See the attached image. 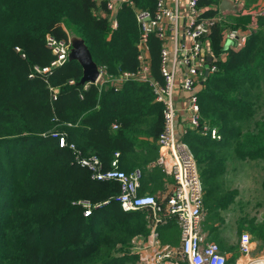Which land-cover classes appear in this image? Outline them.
I'll return each mask as SVG.
<instances>
[{"label": "trees", "instance_id": "16d2710c", "mask_svg": "<svg viewBox=\"0 0 264 264\" xmlns=\"http://www.w3.org/2000/svg\"><path fill=\"white\" fill-rule=\"evenodd\" d=\"M131 1L139 9L156 4ZM221 1L200 0L199 6L210 16ZM134 7L124 4L118 28L111 30L105 0H0V264H137L133 239L150 233L146 212L125 211L116 199L120 184L94 179L76 157L95 155L110 169L119 152L120 169L141 171V194L165 190L169 175L150 166L158 156L162 104L146 82L79 84L77 61L34 72L55 57L47 46L50 34L84 39L108 75L135 71L140 27ZM251 20L250 14H228L226 22L210 27L216 68L205 76L198 99L201 125L217 128L220 138L199 128L185 136L199 164L207 215L233 203V190L221 181L228 161L257 160L264 168V15L241 49L221 42L224 28L245 30ZM150 50L152 74L160 78L154 36ZM51 88L59 89L56 98ZM56 131L66 134V146L51 136ZM242 229L264 239V223L251 220ZM167 237L178 241L174 230Z\"/></svg>", "mask_w": 264, "mask_h": 264}, {"label": "built area", "instance_id": "2783aa9c", "mask_svg": "<svg viewBox=\"0 0 264 264\" xmlns=\"http://www.w3.org/2000/svg\"><path fill=\"white\" fill-rule=\"evenodd\" d=\"M242 3L241 11H222L220 7L210 8L215 14L206 16L199 6L200 0H156L154 10L134 7L131 0H105L103 14L108 17L111 30L118 28V10L124 4L134 7L136 20L140 27L137 42V68L135 71H122L119 77L108 75L103 67H99V75L90 84L110 82L120 87L123 82L136 80L146 82L152 88L154 99L163 106V129L157 144L159 154L156 164L173 178V187L164 199L139 192V171L127 173L119 168L120 153L115 152L111 168L104 169L101 160L93 155L81 157L76 161L82 167L92 171V177L99 181H116L120 184V193L116 199L125 211L143 210L146 212L150 229L154 237L160 225L174 220L180 228V244L167 246L155 251L152 256H142L138 264H228V257L219 244L210 241L203 231L205 218L204 183L199 164L185 136L190 130L201 129L202 134H209L219 139L217 128L206 123L201 125V110L198 94L205 79V72L214 71V60L210 48V27L216 22H226L228 14H250L252 20L248 28H224L222 44L227 48L239 50L247 43L252 28H256L259 16L264 15V8L257 10L248 8ZM159 43L161 80L152 74L151 37ZM224 45V46H225ZM47 46L54 58L44 67L34 66V72L51 73L54 69L66 64L71 50L69 39L47 36ZM209 57L212 61H209ZM34 76V73L29 75ZM72 83L73 81L70 80ZM53 98L57 97L58 88H51ZM181 124V125H180ZM117 129L118 124H113ZM51 136L59 140L60 146H66V134L51 132ZM75 149L73 144L69 145ZM85 215H89L90 204L85 202ZM239 256L235 264H264V255L252 257L254 249L251 235L243 232L238 241Z\"/></svg>", "mask_w": 264, "mask_h": 264}, {"label": "rangeland", "instance_id": "374dc122", "mask_svg": "<svg viewBox=\"0 0 264 264\" xmlns=\"http://www.w3.org/2000/svg\"><path fill=\"white\" fill-rule=\"evenodd\" d=\"M241 1L245 2L248 8L251 9L257 10L261 7L264 8V0H255L252 2H247L248 0ZM109 28L111 29L110 25ZM158 62L159 69L160 50ZM158 79L161 80V75ZM237 161V159H234L228 162L229 167L227 173L228 175L226 176L227 182L225 184V188L227 191L233 190L235 195L233 197V203L230 207L221 212L222 218L226 219L225 221L221 220L222 222H219L220 219L216 217L214 221L212 220L210 222H216V224L222 228V230L219 229V232L223 234L229 243L237 244L241 234L243 232H248L251 235L254 246L252 257H259L264 255L263 236L248 229L240 230V224L249 223L251 220H255L258 224L264 223V188L262 186V182L264 180V168L262 167V163L257 160ZM218 238L223 240L222 236H218ZM228 264L235 263L228 258Z\"/></svg>", "mask_w": 264, "mask_h": 264}, {"label": "crops", "instance_id": "0c3cea01", "mask_svg": "<svg viewBox=\"0 0 264 264\" xmlns=\"http://www.w3.org/2000/svg\"><path fill=\"white\" fill-rule=\"evenodd\" d=\"M142 138H144V137H142ZM212 139H214V138L212 137ZM138 149H141V148H138ZM158 154H159V147H158ZM156 159L150 164V166H158L156 164ZM237 160H238L237 162L241 161L239 159H237ZM228 167L229 166H228V163H227V170H228ZM124 168H127V167L124 166ZM123 170L127 171L126 169H123ZM135 171H139V173H140V180H141V171L139 170V168L138 169H134V170L127 171V173H131V172H135ZM227 173H228V171H227ZM227 175L228 174H226L222 178V180H221L223 182V184H224V187H225V184L227 182V179H226L227 178L226 177ZM169 177H170L171 181L167 183L166 189L163 190V191L158 192L157 194H154L155 196H157L161 200L165 198V195L173 187V178L170 175H169ZM140 183H141V181H140ZM140 187H141V185H140ZM229 207L218 209L213 214H209V215H207V210H205V218H204V220L202 222V228H203V231L206 233L208 240L215 241L217 243L219 242L220 244L219 243L218 244H219L221 250L225 254H227V257L229 259H232L235 253L237 254V257L239 256V249H238L239 246H238V243L237 244L236 243H229L228 240L225 239V237L223 236V234L221 232H219V229L222 230V228H220L219 225L216 224V222H212V223L210 222L212 220L214 221V219L216 217H218L220 219L219 222H222L221 220H224L225 221L226 218H222L221 212L224 209H227ZM170 229L176 231V235H177L178 241L175 244L172 243V241H170V239L167 237L168 231ZM217 229H218V232H217ZM156 230L158 231V236L157 237H154L153 230L151 228L150 229V233L148 234L147 237L138 236V237H135L133 239V249H132V253H134L135 255L138 256L137 263L140 261V258L142 256H152V254L155 251H157V250H159L161 248L163 249V248H165L167 246H178L180 244V237H181L180 228H179V226H177V224L175 223L174 220H169L167 223H165L163 225H160ZM218 236H222L223 237V240L222 239H219ZM214 237H216V240H215Z\"/></svg>", "mask_w": 264, "mask_h": 264}, {"label": "water", "instance_id": "95a60500", "mask_svg": "<svg viewBox=\"0 0 264 264\" xmlns=\"http://www.w3.org/2000/svg\"><path fill=\"white\" fill-rule=\"evenodd\" d=\"M243 4H236L233 0H222L220 3V9L222 11H241ZM69 61H77L83 70L82 78L79 82L81 85L87 83H93L99 75V66L94 61L92 54L86 45L84 39L78 36H71V50L69 52ZM209 61H212V58L209 57ZM208 69L205 72V75H208Z\"/></svg>", "mask_w": 264, "mask_h": 264}]
</instances>
